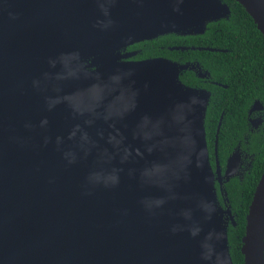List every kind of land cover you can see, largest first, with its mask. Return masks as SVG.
<instances>
[{
  "label": "water",
  "instance_id": "obj_1",
  "mask_svg": "<svg viewBox=\"0 0 264 264\" xmlns=\"http://www.w3.org/2000/svg\"><path fill=\"white\" fill-rule=\"evenodd\" d=\"M235 1L264 38V0ZM229 14L222 0H0V264H233L223 184L239 150L211 166L210 92L180 80L193 64L121 53ZM240 252L264 264V169Z\"/></svg>",
  "mask_w": 264,
  "mask_h": 264
},
{
  "label": "trees",
  "instance_id": "obj_2",
  "mask_svg": "<svg viewBox=\"0 0 264 264\" xmlns=\"http://www.w3.org/2000/svg\"><path fill=\"white\" fill-rule=\"evenodd\" d=\"M222 1L230 8L228 18L207 23L202 34L160 35L137 43L135 47L140 52L135 54H138V58L166 56L180 61L196 59L203 69L209 72L210 78L219 83L201 84L188 69L180 76L183 83L189 86L197 84L199 88H202L200 85L206 86L210 92L204 125L206 141L211 152L217 123L222 114L217 141L220 165L233 146L239 141L243 143L244 139L247 141L246 146L253 153L251 169L242 178L236 175L224 185L235 218V225L228 226L230 255L233 264H243L240 246L245 215L264 169V38L238 2ZM173 45L187 48L182 51L168 47ZM200 47L202 49H199ZM205 47L221 50L211 51L204 49ZM254 100L263 105L260 113L263 120L257 129L250 132L247 111Z\"/></svg>",
  "mask_w": 264,
  "mask_h": 264
},
{
  "label": "flooded vegetation",
  "instance_id": "obj_3",
  "mask_svg": "<svg viewBox=\"0 0 264 264\" xmlns=\"http://www.w3.org/2000/svg\"><path fill=\"white\" fill-rule=\"evenodd\" d=\"M144 41V40H143ZM141 41H138V42H134V43H131V44H128L126 46H124L122 49H121V53L123 54H128L129 56L123 58V60H141V59H145V58H148V57H145V58H138L137 55L139 54L140 50L137 49L135 47V45L137 43H139ZM173 46H176V45H173ZM173 46H168V47H173ZM162 47V46H161ZM135 52H138V54H135ZM135 54V55H134ZM154 57H164V58H167V59H170V60H173V61H176L178 63H190V66L191 64H193L194 68L193 69H188V71L192 72L193 75L195 76L196 79H198V81L201 83V84H209V83H214L216 84L217 82L213 81L211 78H210V74L209 72L206 70V69H203V67L201 66L200 62L196 59L194 60H184V61H180L179 59H173V58H169V57H166V56H154ZM185 71V70H183ZM183 71L180 72L179 74V78L181 75H183ZM205 72L206 75L204 77H201L199 76V74H204ZM181 80V79H180ZM182 81V80H181ZM183 82V81H182ZM219 84V83H217ZM194 87H197L199 88V85H195ZM203 89H206L207 90V87L206 86H201ZM255 101V100H254ZM253 101V102H254ZM252 102V104H253ZM252 104L249 106L248 108V111H247V121H248V124H249V130L250 132L253 131L254 129H257L261 123H262V116H261V112L263 110V105L261 104L262 108L261 109H257V110H253L251 112H249V109L250 107L252 106ZM215 136V135H214ZM245 137V136H244ZM246 138V137H245ZM208 145V144H207ZM247 145V141L244 139L243 143H241L240 141L237 142L232 150L229 152V154L226 156V158L224 159V162L222 165H220L219 163V160H218V155H217V149H216V154H215V150H214V143H213V150L211 152L210 148L208 147V150H209V158H210V163H211V166L213 167V169H215L216 167V159H217V162L219 163V167L221 169V173L224 172V169H225V164H226V160L228 158V156L234 151V150H239V166H238V177L242 178L243 175L248 172L251 167H252V163H253V160H254V156H253V153L250 152L249 148L246 146ZM215 155H216V159H215ZM233 178V177H231ZM230 178V179H231ZM217 185V186H216ZM225 185V183L223 184V186ZM215 186L216 188L218 189V182L216 181L215 182ZM218 196L219 198L221 199L222 201V196L220 195L219 191H218ZM232 210V209H231ZM233 214V212H232ZM234 215V214H233ZM232 225V224H231Z\"/></svg>",
  "mask_w": 264,
  "mask_h": 264
}]
</instances>
